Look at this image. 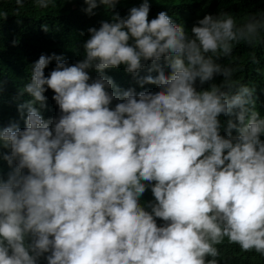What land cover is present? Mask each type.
<instances>
[{
	"label": "clouds",
	"instance_id": "obj_1",
	"mask_svg": "<svg viewBox=\"0 0 264 264\" xmlns=\"http://www.w3.org/2000/svg\"><path fill=\"white\" fill-rule=\"evenodd\" d=\"M117 3L85 0L83 11ZM149 11L144 0L89 28L74 64L56 54L32 64L26 126L0 129L13 167L0 178V264H226L233 246L264 256V116L237 67L219 62L264 41V13L207 14L187 32ZM121 65L158 90L117 88L104 70ZM48 89L59 115L46 120Z\"/></svg>",
	"mask_w": 264,
	"mask_h": 264
},
{
	"label": "trees",
	"instance_id": "obj_2",
	"mask_svg": "<svg viewBox=\"0 0 264 264\" xmlns=\"http://www.w3.org/2000/svg\"><path fill=\"white\" fill-rule=\"evenodd\" d=\"M144 0H118L113 9H106L100 5L94 9V15H89L83 8L85 0H52L46 8L35 4L34 0H22L18 6L16 0H0V129L11 124H19L24 128L27 112L21 116L19 105L29 101L31 96L22 93L24 85L30 78L32 64L43 55L56 54L69 64H74L84 58V42L90 37L88 29L99 28L102 21L111 22L113 16L119 14L126 17L129 10L139 6ZM150 11L149 21L160 11H166L178 25H183L187 32L191 31L199 19L207 14L218 16L221 12L229 13L242 23L249 15L264 13V0H148ZM47 26L45 30L44 26ZM222 64H231L237 67L235 78L241 83L255 89L253 99L256 110L264 116V41L255 47L241 43L234 47L232 58L224 57L219 61ZM151 62L149 61L148 66ZM53 59L45 69L47 76L55 68ZM146 66L140 75L149 74ZM165 73L169 75L171 69L165 64ZM105 75L112 78L120 90L134 88L137 93L141 91H156L155 83L140 85L133 74L125 71L124 65L104 70ZM90 77L94 79L98 73L89 70ZM152 75H157L154 70ZM222 75L214 76L213 80L200 84L196 82L197 90L208 89L212 83L219 84ZM54 91L48 89L46 107L42 115L47 119L57 118L59 107L53 99ZM118 101H113L114 108ZM230 117L221 114V130H225L226 122ZM233 132L236 133L235 130ZM9 149L0 148V178H7L13 170L3 154ZM250 258V260H249ZM242 259L243 263H240ZM226 264H264V256L255 251L244 252L233 246ZM40 264H47L42 257Z\"/></svg>",
	"mask_w": 264,
	"mask_h": 264
}]
</instances>
